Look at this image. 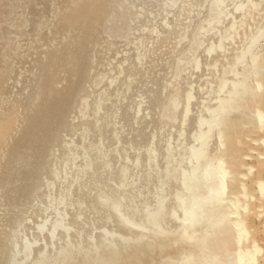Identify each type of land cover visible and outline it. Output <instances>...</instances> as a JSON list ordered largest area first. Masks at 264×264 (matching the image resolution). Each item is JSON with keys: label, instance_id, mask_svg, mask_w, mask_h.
<instances>
[{"label": "bare ground", "instance_id": "bare-ground-1", "mask_svg": "<svg viewBox=\"0 0 264 264\" xmlns=\"http://www.w3.org/2000/svg\"><path fill=\"white\" fill-rule=\"evenodd\" d=\"M0 264H264V0H0Z\"/></svg>", "mask_w": 264, "mask_h": 264}]
</instances>
